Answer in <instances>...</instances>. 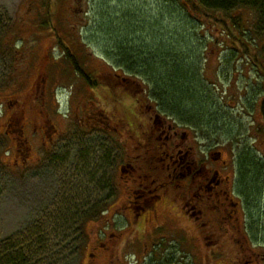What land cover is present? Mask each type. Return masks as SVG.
<instances>
[{"label": "rangeland", "instance_id": "1", "mask_svg": "<svg viewBox=\"0 0 264 264\" xmlns=\"http://www.w3.org/2000/svg\"><path fill=\"white\" fill-rule=\"evenodd\" d=\"M160 8V0H0V264H13L19 256L26 264H109L107 257L95 263L87 258L101 241L98 231L106 229L115 236L110 264H264L263 78L251 56L231 55L236 49L222 30L192 24L186 13L171 23ZM243 16L247 27L256 25L254 13ZM263 33L258 41H264ZM129 45L152 55L186 56L185 68L193 62L202 96L196 104L209 109L207 116L180 117L159 98L145 100L150 93L158 96L153 81L169 80L160 66L128 69L118 56L130 52ZM69 54L98 88L74 70ZM123 79L146 82L143 109L112 88ZM14 122L28 139L19 142V150L32 149L28 164L17 152ZM45 122L50 133L56 130L50 150L41 147L37 134ZM148 135L191 148L205 175L218 171L229 178L220 198L229 205L218 217L151 228L153 216L138 227L121 211L142 187L176 200L179 182L183 188L194 184L192 193L203 179H168L166 149L160 142L147 147ZM253 161L261 166L259 174ZM203 205L208 209L212 202ZM168 206L158 209L161 223Z\"/></svg>", "mask_w": 264, "mask_h": 264}, {"label": "trees", "instance_id": "2", "mask_svg": "<svg viewBox=\"0 0 264 264\" xmlns=\"http://www.w3.org/2000/svg\"><path fill=\"white\" fill-rule=\"evenodd\" d=\"M160 2L161 8L159 11L163 14L164 18L171 23H175V15H181L183 18L182 13H186L187 21L189 18L192 21V24L199 22L200 25L203 26V29L205 28V25H214L219 28L220 31L222 30L221 33L226 37V41L230 42L236 49H234L235 52L231 55L236 57L237 55H240V51H242L244 56H251L254 59L253 67L256 68V71L263 78L264 82V41H258L256 38L259 33L264 32V0H160ZM244 12H252L255 14V26L250 24V27L246 26L243 16ZM132 28L133 27L131 26L129 30L132 31ZM129 48L131 49L130 52L122 50L119 52L118 56L120 61H122L128 69L132 67L134 69L138 68L143 71H149L150 69L153 70V68L160 66L165 72V81L169 80V84L164 81L165 84L160 83L159 85L156 84V81H153L155 83L154 93L158 94V96L153 95L152 98L150 96L152 93H150L145 100L148 99L151 102H158L159 98L162 100L163 104H165L166 108L171 110V113L192 120L198 118L197 116L202 112L204 114L208 113L207 111L209 109L199 110V106L196 104L201 100L202 96L201 92L197 90V83H195L196 74L193 69L190 68L191 63L193 66V62L187 66L188 69L190 68L189 70L182 64V61L186 59V56H182L180 59L177 54L170 52H164L163 54L156 53L155 55H152L153 53L149 54L147 50L139 48L136 45H129ZM159 51L161 50H158V52ZM68 60H70L74 70L79 73L93 89L98 88L99 83L94 82L84 71H82L78 62L72 55H68ZM185 61L187 62L189 60ZM120 69L122 70V68ZM123 72L126 74V71ZM193 79L194 82L192 81ZM123 80L124 83L120 84V86L118 85L117 87L115 84L112 88L120 91L122 90V93L132 96L136 105L143 109L145 100L142 98L143 96L140 95L142 94L141 90L143 91L144 86H146V82L143 79L140 80V83L128 79ZM129 82L133 84L135 83V85H133L134 87L132 86L131 88V85L128 84ZM178 83L179 86H176ZM136 85H138V88H136ZM166 94L167 96H174L175 99H166L164 97ZM210 109L211 111L215 110L212 106ZM259 111L264 117V100L260 104ZM158 112L161 113L159 109ZM186 115L189 117H186ZM206 116L207 114H205V117ZM210 120V124L215 123L214 119ZM257 163L258 162L255 161L252 164V168L255 166L257 173L259 174L261 172V166L259 165V167ZM240 172L243 173V170L241 169ZM65 208L67 210L70 209L69 206ZM108 211L109 210H105L101 212L100 217L104 216L105 213L107 214ZM71 213L70 210L69 214H62L60 221L66 219ZM86 220H88V218H86ZM15 255L17 257V254ZM19 261H21V263H19ZM13 264H26L25 258L19 256V258H16L13 261Z\"/></svg>", "mask_w": 264, "mask_h": 264}, {"label": "flooded vegetation", "instance_id": "3", "mask_svg": "<svg viewBox=\"0 0 264 264\" xmlns=\"http://www.w3.org/2000/svg\"><path fill=\"white\" fill-rule=\"evenodd\" d=\"M14 123L15 124L13 125L14 127H16V129H14V133L20 136L22 132L21 127L16 126V122ZM17 125L19 124L17 123ZM126 128H127L126 131L132 133L133 135L132 126L128 128L126 124ZM49 129L50 128L47 126V123L45 122L40 127L41 130L40 132H37V130L35 131L41 137V143H40L41 147H46L47 149L50 150L55 142L56 130L53 129V131L50 133ZM11 132L13 133V129L8 133V135H10ZM151 134L153 135V133ZM26 140L23 139L21 136L17 140L18 142L17 145L19 146L17 152L19 153V157L22 156L23 158L22 160L24 164H28L30 162V156L32 150L29 147L27 148L26 152H24L22 149L19 150V148H21V143L23 144L24 142L28 143ZM169 141H170V137H166L164 140L159 137L158 139L156 138L155 140L152 136L148 135V138H146L147 144L145 143L147 147L149 146L152 147L156 142H160L162 143L161 145H164L166 151L162 152L163 155L161 154L163 156V163H164L163 168L171 173L168 175L167 178L168 179L173 178L175 179V181H179V178H182L184 180L192 179L191 182H193L196 179H200L202 177L203 179L200 181L198 186L193 187L194 191L192 193L190 192V190L194 184H191V186L188 187L184 184L185 187L183 188L181 187V182H179L180 185H177L176 187H178L180 191L178 190V192L175 194L177 196L176 200L174 198H171L168 192H163L162 194H157V193L153 194V191L148 190L147 187L146 188L142 187L141 189H138L137 190L138 192L133 191L134 201L130 202L131 207H128L127 210H125L126 207H123L121 211L125 212L126 216H130V217L132 216V219H134V223L138 227L140 224H144V223L147 224L148 218H152V216L154 223H151L152 224L151 228L153 227V225L156 224L162 227L165 226L164 224L173 225L174 222L178 221L181 218H187L190 219L191 221L194 220L198 221L200 220L201 217L206 215L207 217H209L210 215L211 216L214 215L218 217L219 215L217 214L220 213L221 208H224L225 205H229V203L224 202L222 199H220L223 195L227 194L226 189L228 187V184L230 183L229 178L221 177L218 171L213 173L210 172L205 175L204 171L201 170V168L199 167V164L195 163V160L190 152L191 148L186 149L183 145H177V144L169 146L167 144ZM128 167L131 170L134 168L132 165H129ZM144 169L146 171L147 168ZM123 170H125L124 167ZM165 181L162 184L163 187L167 184V182ZM157 182L160 181L157 180ZM162 185L160 184V186ZM208 201L212 202V205L210 208L208 207V209H205L203 204L204 202L206 203ZM167 203H169V206L167 205ZM162 205L169 207V211L167 212L168 219L166 220L165 223H161L159 210H158L159 207ZM232 205L234 207L237 206L235 204ZM105 215L106 213L102 217H105ZM227 216L231 217L230 213H228ZM99 220L100 218L94 222H97ZM166 227L168 228L171 226H166ZM149 230L150 229H148V231ZM97 237L100 238L101 241H105L106 243L97 240V243H95V246L91 248V251L87 255L88 263H92V262L95 263L100 259V256H103L109 258L108 262L110 264L112 262V260H110V257L113 256L114 254L113 250L115 249V246L112 244L113 242L112 239L115 236L109 237L108 229H106L105 232L98 231ZM101 249L104 250V254L100 253Z\"/></svg>", "mask_w": 264, "mask_h": 264}]
</instances>
